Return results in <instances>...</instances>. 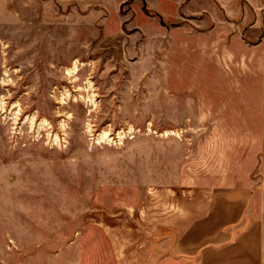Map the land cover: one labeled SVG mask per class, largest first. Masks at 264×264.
Segmentation results:
<instances>
[{"label": "rangeland", "instance_id": "rangeland-1", "mask_svg": "<svg viewBox=\"0 0 264 264\" xmlns=\"http://www.w3.org/2000/svg\"><path fill=\"white\" fill-rule=\"evenodd\" d=\"M201 3L0 22V264L155 262L212 189L259 183L256 37Z\"/></svg>", "mask_w": 264, "mask_h": 264}, {"label": "crops", "instance_id": "crops-1", "mask_svg": "<svg viewBox=\"0 0 264 264\" xmlns=\"http://www.w3.org/2000/svg\"><path fill=\"white\" fill-rule=\"evenodd\" d=\"M108 2L0 0V22L35 23L39 16L46 18L65 10H69L68 14L80 13L92 6L105 7ZM201 2L203 7L212 9L216 8L215 3L228 17L241 16V21L247 24L248 38L256 37L253 47L261 54L256 63L262 85L260 95L264 97V0ZM261 120L264 121V104ZM145 264H264V151L259 160V183L255 187L240 185L212 189L206 213L193 219L171 247L158 254L155 262Z\"/></svg>", "mask_w": 264, "mask_h": 264}, {"label": "trees", "instance_id": "trees-1", "mask_svg": "<svg viewBox=\"0 0 264 264\" xmlns=\"http://www.w3.org/2000/svg\"><path fill=\"white\" fill-rule=\"evenodd\" d=\"M152 14H155V13H152Z\"/></svg>", "mask_w": 264, "mask_h": 264}]
</instances>
